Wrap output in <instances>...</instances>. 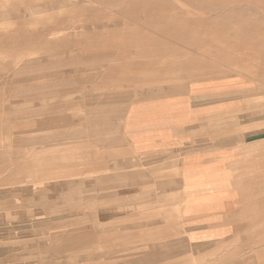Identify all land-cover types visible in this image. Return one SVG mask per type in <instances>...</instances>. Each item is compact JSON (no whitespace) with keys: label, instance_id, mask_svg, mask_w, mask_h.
<instances>
[{"label":"crops","instance_id":"0c3cea01","mask_svg":"<svg viewBox=\"0 0 264 264\" xmlns=\"http://www.w3.org/2000/svg\"><path fill=\"white\" fill-rule=\"evenodd\" d=\"M210 2L215 12L241 15L212 20L203 39L187 37V47L166 51L165 68L150 69L140 89L101 93L115 111L86 117V125L104 130L74 139L101 152L91 173L108 166L107 178L85 185L108 190L89 200L107 206L102 235L149 242L132 264H253L248 205L258 203L254 158L264 156V132L248 133V109L264 110V0ZM115 118L117 138L109 124Z\"/></svg>","mask_w":264,"mask_h":264},{"label":"rangeland","instance_id":"374dc122","mask_svg":"<svg viewBox=\"0 0 264 264\" xmlns=\"http://www.w3.org/2000/svg\"><path fill=\"white\" fill-rule=\"evenodd\" d=\"M210 1L0 0V38H4V43L0 44V87L7 89L3 92L4 87L0 88V264H132L139 258L140 248L141 256L148 253L149 242L146 240L134 242L133 238L102 235L107 231L103 230L106 222L101 210L107 206L89 202L91 197L98 199L107 195L108 190L100 186L86 188V181L90 185L92 180H100L102 176L107 178L110 173L105 171L108 168L106 162L103 173H91L90 166H100L101 152L88 147L82 140L75 144L74 139H83L88 131L100 133L104 130L103 125L85 128L84 120L60 126L59 119V123L55 122V126L44 131L42 124H38L37 129L29 125L34 128L30 131L28 124L17 123L15 111L23 108L15 92L21 86L16 83L28 77L36 83L42 76L66 72V79L78 81L70 84L59 78L57 85L46 84L44 93L51 96L36 98L34 102L38 101V104L34 103V106L67 104L69 107L80 99L86 101L88 96L90 110L83 107L82 111H95L96 103L102 100L101 93L140 89L139 83L146 84L150 79L145 76L150 69L165 68L166 51H181L183 44L187 47V37L201 36L203 39L205 30L209 29L205 27L208 22L214 27L212 20L234 21L241 15L215 12ZM68 25L79 28L71 37L64 38L72 41L71 50L76 51L64 56L66 58L33 63L48 56L39 50L46 47L50 34L66 29ZM18 29L20 35L34 36L29 39L32 44L15 46L22 54L13 53L15 47L9 46L7 39L16 36ZM192 47L193 52H203L198 48L200 46ZM90 49L95 50L91 52ZM104 57L117 61L103 62ZM26 60L32 61L29 63L33 65L31 68L11 67L13 63ZM133 64L143 66L132 67ZM90 66L94 67L91 69ZM94 79H97L98 86H104V92L99 87V92L91 87ZM3 81L10 82L9 86ZM52 87L54 91H51ZM90 95L95 96L91 101ZM256 110L248 109V115L252 113L254 117L248 118V133L264 132V110ZM37 111L38 108L34 107L27 110L29 113ZM105 111L112 113L115 110ZM30 118L37 120L36 116ZM116 120L109 121V124L117 138ZM52 131L59 134H51ZM124 158L134 159L127 155ZM254 159L261 169L254 175L258 203L248 205V260L253 264H264V156ZM69 187L72 189H67ZM70 192L69 198L66 195ZM63 194L65 203L57 199ZM86 232L101 233V236H85Z\"/></svg>","mask_w":264,"mask_h":264},{"label":"bare ground","instance_id":"6f19581e","mask_svg":"<svg viewBox=\"0 0 264 264\" xmlns=\"http://www.w3.org/2000/svg\"><path fill=\"white\" fill-rule=\"evenodd\" d=\"M33 20H35V19H33ZM77 29H79V28L78 27H75V25H68V28H66V29L59 30V31H56L54 33H51L50 34V39L47 41V43L45 45L46 47L39 50V53L41 52V53H43L45 55L48 54V56L42 57V59H39V60L37 59V61H33V63H35V62H45L47 60H54V59H57V58H60L61 59L62 57L68 56L69 54H72L74 51H76V49L75 50H71V47H72L71 46V44H72L71 42L72 41H65L64 38L67 35L69 37H71L72 34H75L74 32ZM20 34L21 33H20V30H19V33L16 34V36L7 38V39H9L8 40V45L10 44L9 46H14V47L17 46V47H19V46H24V45H28V44H32L33 43L29 39L30 38H33L34 36H31L28 33H24L23 35H20ZM1 36H3V34ZM3 40H4V38L3 39L0 38V41H1L0 44L4 43ZM17 47L14 48V50L16 52H13V53H21L22 54V51L17 50ZM72 49H73V47H72ZM93 50H95V49H90L91 52H93ZM5 51L9 52L8 50H5ZM64 58H66V57H64ZM94 59H96V58H94ZM101 60H103V62H107L108 63L109 61L116 60V58L104 57ZM97 61H98V64L99 63L102 64V62H99V59H96V62ZM29 63H32V61L31 60H26V61H23V62H16V63H13L11 67H13V68H16L17 67V69H19L21 66H24L25 69L26 68L29 69V68H31L33 66V65H29ZM116 63H114L113 65H115ZM98 64L96 66H98ZM113 65H111V66H113ZM46 66L47 65H44V67H46ZM131 66L132 67H135V66L141 67V66H143V64H141V65H139V64L138 65L137 64H133ZM11 67L9 66V69ZM93 67L94 66H90L91 69ZM29 75H31V73ZM67 75H68V73L62 72V73H56L54 75H49V76H46L45 75V76H42V78L40 76V77H37V78H41V79L37 80L39 82H36V83H35L34 79H30L29 80V77L26 78L24 81L18 80L19 82H17L16 84L17 85H20L21 87L19 89L15 90V92L18 94L17 95V99L18 100H21V104H22L21 106H22V108L25 109V110L19 109V111H15V114L18 117L17 118L18 119L17 120V123H25L26 125L28 124V129L30 131L33 130L34 128L37 129L38 124H42L43 128H41V129L44 131V130H47L48 127L55 126V122L56 123H59L57 121L59 119L61 120L60 123H62L60 126H62V125L68 126V124L70 125V124H75V123H82L84 120L87 119L86 117H88L89 120H95L98 117L100 118V117H104L107 114L108 115L111 114V113H107L105 111V109H111L112 108L109 105L110 104L109 101H111V98H108V97H102L101 98L102 100H101L100 104H105V105H98L97 104L98 109L95 108V111H91L92 113L91 112L90 113H87L85 110L82 111L83 107H86V103H87V101H85L83 99H80L78 102H74L75 104L70 105L69 107L67 106V104H61V105H57V106H54L53 107V106H45V104L43 105L42 103H40V104H42V106H37V107L34 106V103H37L38 102V101L37 102H34L36 100V98L47 97L48 95H50V94L45 95V93H44L45 88H47V87H45L46 84L49 85V86H52L51 84L57 85V82L56 81L59 78H62V80L64 82L70 83V84H74V83H76L78 81V80H72L71 81L70 79H72V78L66 79ZM9 77H10V75H9ZM6 79H5V81H6ZM7 80L10 81L9 79H7ZM5 81H3V82L6 83ZM92 81H93V83H90V85H91V87L92 86L95 87L96 92H99L100 91V90H97L98 87H99L98 89L101 88V91L104 92V89H103L104 86H98L97 79H94ZM96 81H97V83H96ZM8 83L10 84V82H8ZM8 83H6L4 85H8ZM12 83H14V82H12ZM60 83H62V82H60ZM87 84H88V82H87ZM2 87H4L3 89H5L4 91L3 90L2 91L5 92L7 89L5 88V86H2ZM2 87H0V88L2 89ZM52 88L53 89L51 91H54L55 88L54 87H52ZM92 93H93V91H92ZM63 100H65V99H63ZM45 102H46V100H45ZM48 102L50 103V101H48ZM84 104H85V106H84ZM47 105H48V103H47ZM32 107L38 108L39 111H37V112H31V113L27 112V110L29 108H32ZM2 115H3V113H2ZM64 115H67L65 117V119L63 117ZM30 116H36L37 120H32L30 118ZM61 117H63V118H61ZM38 118H42L43 120H40L39 121ZM84 123H85V128H86V126H88V125H86V121H84ZM49 124H52V125H49ZM29 125H34V128L33 127H30L29 128ZM52 132H51V134H55V135H58L59 134L58 131L57 132L52 131Z\"/></svg>","mask_w":264,"mask_h":264}]
</instances>
